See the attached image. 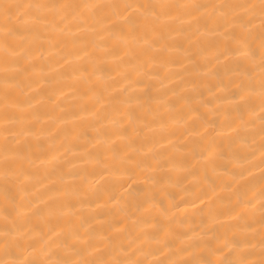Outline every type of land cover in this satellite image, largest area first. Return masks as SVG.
Listing matches in <instances>:
<instances>
[{
  "label": "bare ground",
  "instance_id": "1",
  "mask_svg": "<svg viewBox=\"0 0 264 264\" xmlns=\"http://www.w3.org/2000/svg\"><path fill=\"white\" fill-rule=\"evenodd\" d=\"M0 264H264V0H0Z\"/></svg>",
  "mask_w": 264,
  "mask_h": 264
}]
</instances>
